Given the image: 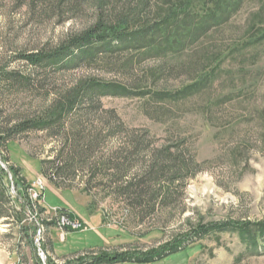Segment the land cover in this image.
<instances>
[{
    "label": "rangeland",
    "instance_id": "rangeland-1",
    "mask_svg": "<svg viewBox=\"0 0 264 264\" xmlns=\"http://www.w3.org/2000/svg\"><path fill=\"white\" fill-rule=\"evenodd\" d=\"M239 1L226 21L175 52L114 42L113 52L92 60L39 66L23 56L53 50L100 19L135 15L141 22L130 20V28L154 23L168 5L0 0V163L6 170L0 167L12 198L9 167L18 170L29 203L19 200L27 230L12 216L0 218V264H90L100 253L138 256L189 233L185 248L154 262L117 264H264L258 226L264 221V0ZM191 5L198 9L200 2ZM209 67L197 91L176 94ZM88 80L132 93L78 97L70 109L67 96L84 95L79 88ZM60 102L66 110L52 114ZM32 120L44 125L10 133ZM157 156L178 158L180 170L165 163L170 169L145 178L163 163ZM12 198L0 201L2 213L16 206ZM60 209L81 228L58 227ZM232 223L238 226H221ZM204 228L205 234H192Z\"/></svg>",
    "mask_w": 264,
    "mask_h": 264
},
{
    "label": "trees",
    "instance_id": "trees-1",
    "mask_svg": "<svg viewBox=\"0 0 264 264\" xmlns=\"http://www.w3.org/2000/svg\"><path fill=\"white\" fill-rule=\"evenodd\" d=\"M163 4L168 5L165 9V15L159 19V21H155L151 24H145L140 26L139 28L133 27L130 28V22L132 23H139L141 22L137 16L133 15V17H128V15H122L120 17L115 18V21L106 23L103 19H100L93 27L80 32L76 33L72 36H69L61 45L57 48L50 50V51H39L36 53H31L23 56V59L29 63L35 65H62L63 61H74L78 57L81 58H89L92 60L95 55H101V51L103 52H113L115 50V46L112 48V44L114 42H120L121 45L127 41L128 44L135 42L136 45H140L141 47L138 49H142L143 51L147 49L151 51L153 48L160 49L161 53H166L168 51H178L186 45L192 44L195 41L199 40L208 30L212 27L219 26L226 21L227 17L232 13L235 12V9L238 7L240 1H235L234 4H231L232 0H161ZM194 1L200 2V7L195 9L191 5ZM147 3V0H146ZM162 10V9H161ZM131 20V21H130ZM159 34L161 39L159 41H154L152 38ZM148 35H150V39H147ZM264 36V35H263ZM262 36V37H263ZM146 44V45H145ZM152 46V47H151ZM136 49V46H132ZM146 52V53H147ZM213 68L209 67L206 71H204L200 77L184 88L183 90L177 92V95H185V92H194L199 89L200 85L206 83ZM86 89L84 95L82 94L80 97L79 91H76V95L69 94L67 98V104L70 106L69 108L72 109L73 105L75 104L77 98H88L93 99V95L97 93L98 95H130L132 91L120 84L116 83H103L100 81L95 80H88L82 82L81 87L79 90ZM191 90V91H190ZM74 91V90H73ZM90 91V93H88ZM92 92V93H91ZM163 96H168L167 93H164ZM91 97V98H90ZM63 104L58 103L55 107V112L58 116L60 113L65 111L66 109L63 108ZM44 123V122H43ZM42 122H35L26 121L17 126H15L10 133L13 132H24L28 129L34 128L35 126L44 125ZM158 157V156H157ZM166 157V156H165ZM159 157L157 161H159ZM163 163H160L152 167L146 174L145 178H154L158 177L163 174L164 169H170L166 167L167 163H170L173 166L172 169L175 171H179L180 167H177L178 158H165ZM166 163V164H165ZM124 169V168H123ZM120 168V170H123ZM9 171L12 174L13 179V186L15 187L16 191V198H12L10 192H8V188L6 187L5 183H3V179L6 177L5 171L0 167V201H9L12 198V202L16 206H12L10 209V213L8 211L1 212L0 208V218L2 217H10L12 216L21 226L23 220V213H24V205L20 204L21 199L24 200L22 197V191H25L26 184L24 183L23 179L19 176V172L15 167L10 166ZM140 182H138L137 186L140 187ZM142 183V182H141ZM27 203V199L24 200ZM17 204H20V208L17 207ZM29 205V203H27ZM30 207V206H29ZM28 208V206L26 207ZM40 212L45 213V208L40 207ZM7 214V215H6ZM60 215L67 216L69 219H72L71 214L66 211H62L60 209ZM33 216V215H32ZM35 219V218H33ZM43 224V222H41ZM233 226L229 225H221L224 228H231L238 226V224H233ZM262 229H264V221L262 224H258ZM23 227V226H21ZM210 228L215 229L216 225L210 226ZM23 229L27 230V228L23 227ZM247 231V229H245ZM76 231V230H75ZM207 231L204 228L203 231L200 229L195 230V235L205 234ZM28 233V232H27ZM26 233V235H27ZM189 233L188 235H190ZM188 235H183L182 237H176L172 241H169L162 246H159L156 249H151L149 251L140 253L138 256H132L127 252L116 253V254H106L100 253L98 255L93 256L92 258L88 259L90 264H117L122 262H134V263H150L158 260L159 258L171 254L177 250H180L183 246L184 241L188 237ZM87 260H80L76 262V264H85Z\"/></svg>",
    "mask_w": 264,
    "mask_h": 264
},
{
    "label": "built area",
    "instance_id": "built-area-1",
    "mask_svg": "<svg viewBox=\"0 0 264 264\" xmlns=\"http://www.w3.org/2000/svg\"><path fill=\"white\" fill-rule=\"evenodd\" d=\"M57 226L62 229L78 230L81 228V224L78 220L69 219L67 216L60 215L59 220H57Z\"/></svg>",
    "mask_w": 264,
    "mask_h": 264
},
{
    "label": "water",
    "instance_id": "water-1",
    "mask_svg": "<svg viewBox=\"0 0 264 264\" xmlns=\"http://www.w3.org/2000/svg\"><path fill=\"white\" fill-rule=\"evenodd\" d=\"M1 164V163H0ZM1 167L6 170V168L1 164Z\"/></svg>",
    "mask_w": 264,
    "mask_h": 264
},
{
    "label": "crops",
    "instance_id": "crops-1",
    "mask_svg": "<svg viewBox=\"0 0 264 264\" xmlns=\"http://www.w3.org/2000/svg\"><path fill=\"white\" fill-rule=\"evenodd\" d=\"M73 220H76V219H73ZM61 238H63V235H61Z\"/></svg>",
    "mask_w": 264,
    "mask_h": 264
}]
</instances>
